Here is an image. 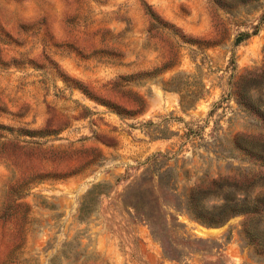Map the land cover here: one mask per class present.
<instances>
[{
	"label": "rangeland",
	"instance_id": "1",
	"mask_svg": "<svg viewBox=\"0 0 264 264\" xmlns=\"http://www.w3.org/2000/svg\"><path fill=\"white\" fill-rule=\"evenodd\" d=\"M144 4L184 36L170 62ZM230 4L0 0V264H264L241 215L207 227L184 208L200 182L263 169L237 83L264 67V0Z\"/></svg>",
	"mask_w": 264,
	"mask_h": 264
},
{
	"label": "trees",
	"instance_id": "2",
	"mask_svg": "<svg viewBox=\"0 0 264 264\" xmlns=\"http://www.w3.org/2000/svg\"><path fill=\"white\" fill-rule=\"evenodd\" d=\"M233 1L245 3L251 0H209L213 6L222 9H229V5ZM143 12L148 20L147 33L151 37H158L168 43L169 56L167 60L170 62L174 56L170 39L178 38L184 43V36H181L173 25L157 15L150 6L144 4ZM144 75L149 74L145 73ZM118 80L117 84L125 81L126 78H119ZM259 86H264V67L259 71L246 72L239 78L237 83V103L241 104L248 113L255 115L264 127V106L260 103H255L250 95V91L256 90ZM130 99L136 106L140 105L141 100L137 96H131ZM0 127V129L11 131L10 127ZM237 138L240 139L241 136ZM242 138L245 139V143L241 149L249 157L258 161L263 169L258 171L249 170L240 176L239 180L234 177H225L206 183L200 182L189 191L184 202V208L193 220L207 227L220 226L229 218L241 215L243 217L241 234L244 243L250 246L256 254L264 258V135H259V138H254L253 136H242ZM225 190L227 195L223 196V201L220 205L210 208L205 206L203 201L208 195ZM92 193L93 191L88 192V194ZM239 194L242 196L238 197ZM10 209L11 207L8 210L5 209V212ZM135 210L137 211L136 206ZM142 217L147 222L153 237L161 243L165 256L170 260L179 262L181 251L171 248L166 239L162 238L165 236H160L154 231V228L158 226L157 217ZM175 221L177 220L175 219ZM160 231H164V228L161 227ZM216 247L218 248L219 245L216 244Z\"/></svg>",
	"mask_w": 264,
	"mask_h": 264
}]
</instances>
